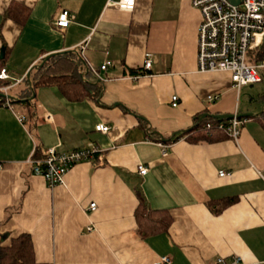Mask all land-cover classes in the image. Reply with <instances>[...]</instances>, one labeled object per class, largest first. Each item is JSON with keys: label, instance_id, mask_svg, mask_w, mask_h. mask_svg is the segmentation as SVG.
Returning <instances> with one entry per match:
<instances>
[{"label": "crops", "instance_id": "0c3cea01", "mask_svg": "<svg viewBox=\"0 0 264 264\" xmlns=\"http://www.w3.org/2000/svg\"><path fill=\"white\" fill-rule=\"evenodd\" d=\"M16 6L27 12L22 25L6 16ZM61 10L71 19L56 28L51 21ZM197 23L189 0H135L131 12L105 0H0L7 94L48 54L73 51L89 82L80 99L41 86L29 103L0 105V246L26 234L43 264H162V257L169 264H215L217 257L264 264V129L254 118L264 116V70L255 82L263 84L258 108L241 117V86L234 89L226 72H196ZM106 60L111 66L97 77L91 68ZM207 95L217 99L207 103ZM202 113L242 119L236 140L166 142ZM97 123L110 129L95 132ZM88 145L97 152L73 165L61 185L48 188L31 172L28 159L47 148ZM138 164L147 167L142 176ZM138 197L148 210L168 213L166 232L138 233Z\"/></svg>", "mask_w": 264, "mask_h": 264}, {"label": "built area", "instance_id": "2783aa9c", "mask_svg": "<svg viewBox=\"0 0 264 264\" xmlns=\"http://www.w3.org/2000/svg\"><path fill=\"white\" fill-rule=\"evenodd\" d=\"M190 6L198 12L199 23L196 29V72H226L229 75L231 85L234 89L240 86L255 83L260 80L258 71L264 70L263 56L254 62L246 61L247 52L255 50L264 40V0H240L237 5L230 4L227 0H189ZM135 0H105V6L114 7L120 11L131 12L134 8ZM71 19V15L66 10H61L51 21L56 28H65ZM83 45H78L75 50L82 54ZM147 57V56H146ZM111 66V62L106 60L92 73L99 77V71H104ZM150 66V60H143L142 69L145 71ZM9 79L7 70L0 68V81ZM133 80L137 76L132 77ZM17 81V80H15ZM9 86H1L0 92L5 91ZM217 99V95H207L205 101L212 103ZM176 97H171V106H175ZM48 115V114H46ZM45 115V117H46ZM19 122L24 120L23 116L17 117ZM242 119L233 115L225 122L209 123L205 122L204 130L217 129L223 134L236 140L239 133V125ZM108 124L97 123L93 126L95 132L102 134L108 132ZM162 153L164 145L160 144ZM97 148L93 145L75 148L61 152L54 147L45 149L39 158L28 159L31 172L40 176L46 187L52 188L63 183V176L75 164L88 161ZM164 154V153H163ZM139 175L147 172V167L141 164L136 166ZM218 176L226 173L218 171ZM95 209V203L90 202L87 206L89 212ZM92 230L90 226L86 228ZM162 264H169L167 257L160 258ZM238 257H231L227 264H238ZM215 264H226L223 258L217 257Z\"/></svg>", "mask_w": 264, "mask_h": 264}, {"label": "trees", "instance_id": "16d2710c", "mask_svg": "<svg viewBox=\"0 0 264 264\" xmlns=\"http://www.w3.org/2000/svg\"><path fill=\"white\" fill-rule=\"evenodd\" d=\"M16 7L18 11L15 13L13 11L11 12L9 10H12V7H10L6 12V16L8 15L12 20H15V22L22 25L27 17V12L24 8L19 6ZM263 53L264 40L262 44L255 50L247 52L246 61H257L263 56ZM40 63L41 65H39ZM79 64V57L78 55H73V51L53 54L45 60L41 59L38 64L34 65L30 69L28 77L25 76L22 79L21 88L17 90L15 95L12 96L6 93L8 96L7 98L0 96V105L4 104L5 102L6 104H13L15 102L29 103L30 100L33 99V97L31 98L33 91L37 87L41 86H55L68 99H80L89 92V82H87L82 77L81 72L78 71ZM0 68H2L1 61ZM9 84L10 83L7 80L0 81V85L8 86ZM262 99L264 100V95L262 96ZM197 117L198 116L193 118V126H191L190 129L179 131L169 136L166 142L174 141L178 137L182 136H186L188 140H192L193 142L199 140L215 141L217 139L226 137L220 130L211 129L207 131L202 127L205 122H225L227 119L205 117L201 120H197ZM254 118L264 129V116L262 113L255 115ZM139 120L140 122H144L142 119ZM189 135H191V137H188ZM220 209L221 206L212 211L217 213L220 211ZM133 216L137 231L141 236L166 232L168 226L171 223V218L167 212L162 210H148L142 203L140 197H138V204L134 210ZM0 264L43 263H37L35 261L32 243L29 236L26 234H19L16 237L11 238L7 246H0Z\"/></svg>", "mask_w": 264, "mask_h": 264}, {"label": "rangeland", "instance_id": "374dc122", "mask_svg": "<svg viewBox=\"0 0 264 264\" xmlns=\"http://www.w3.org/2000/svg\"><path fill=\"white\" fill-rule=\"evenodd\" d=\"M1 86L3 85H0V87ZM262 88H263L262 83H249V84L241 86L239 90V97L236 101V107L238 109L237 110L238 114L252 113L251 111H253V109L258 108V105H257L258 102L256 100V95L262 90ZM10 92L11 91H9V94Z\"/></svg>", "mask_w": 264, "mask_h": 264}, {"label": "water", "instance_id": "95a60500", "mask_svg": "<svg viewBox=\"0 0 264 264\" xmlns=\"http://www.w3.org/2000/svg\"><path fill=\"white\" fill-rule=\"evenodd\" d=\"M230 4L232 5H237L239 3L240 0H227ZM3 52H4V48L1 47L0 48V59L3 57ZM53 54H48V55H45L43 57V60L49 58L50 56H52ZM41 65V63L39 64ZM29 75V72H26L25 76L28 77ZM0 96L2 97H8L7 95L3 94V93H0ZM33 97V95H31V98ZM264 105V103L262 104V106ZM261 112V110L259 111ZM251 113H243V114H240L241 117H247V116H250ZM233 116V114H207V113H202L200 114L198 117H197V120H201L205 117H209V118H215V119H228V118H231Z\"/></svg>", "mask_w": 264, "mask_h": 264}]
</instances>
